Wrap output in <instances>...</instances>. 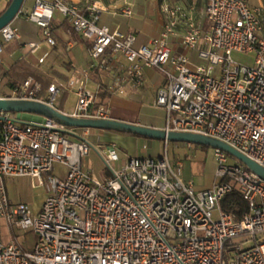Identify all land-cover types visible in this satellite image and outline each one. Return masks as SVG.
<instances>
[{
	"label": "built area",
	"instance_id": "1",
	"mask_svg": "<svg viewBox=\"0 0 264 264\" xmlns=\"http://www.w3.org/2000/svg\"><path fill=\"white\" fill-rule=\"evenodd\" d=\"M159 9L162 29L144 45L135 35L100 23V0H87L84 7L33 0L17 17L39 28L40 41L22 47L30 55L44 45L54 48L53 22L59 15L88 43L89 63L65 84L51 83L44 90L28 77L4 94L2 72L8 63L2 44L19 39L10 23L0 30V99L37 100L56 108L66 93L75 98L70 116L110 119L109 107L98 104V89L89 87L90 78L96 68L112 74L121 58L124 77L115 78L108 90L123 95L128 85L142 86L144 68L163 70L167 83L156 90L153 105L166 112V130L217 139L264 168V10L247 0H204L209 26L203 31L190 10L169 0ZM119 13L133 14L130 7ZM173 37L203 64L173 54ZM234 52L253 55L252 63L236 62ZM89 130L78 134L52 119L26 121L0 113V179L27 177L31 188L45 187L47 194L33 212L26 203L11 204L0 184V221L11 237L5 244L0 235V264H264L263 179L218 149H212L217 182L202 191L181 179V162H170L166 154L129 157L116 169L117 149L93 148ZM91 150L110 171L103 180L83 168ZM56 165L66 172L54 174ZM233 191L247 204L240 219L220 209ZM14 228L35 234L32 249L15 243Z\"/></svg>",
	"mask_w": 264,
	"mask_h": 264
},
{
	"label": "crops",
	"instance_id": "2",
	"mask_svg": "<svg viewBox=\"0 0 264 264\" xmlns=\"http://www.w3.org/2000/svg\"><path fill=\"white\" fill-rule=\"evenodd\" d=\"M11 1L12 0H0V15L7 9ZM63 1L75 3L80 7H84L87 2V0ZM100 2L103 7V11L100 14V23L112 29L117 28L121 32L135 35L138 44L150 45L151 41L157 37L164 24V19L159 9L163 0H100ZM247 2L249 3V0H247ZM169 3L173 6L178 5L186 10H190L200 29L203 31L208 30L209 25L204 13V0H202L201 3L199 2V4L191 2L190 0H169ZM249 5L264 10V0H259V5L257 6L250 3ZM31 7L32 3L27 5L25 0L21 9L23 11H28ZM124 7L131 8L133 12L131 17H124L119 13L120 9ZM11 23L17 28L19 39L13 42L10 47H6L4 46L5 44H2L5 55L7 56L6 62L8 63V69L2 72L3 85L1 91L4 94L9 93L12 88L20 85L23 80L28 77L39 81L42 85L43 81H47L48 85L51 83L65 84L73 73L87 67L89 63L87 54L88 43L82 39L79 34L75 33L61 16L56 15L55 21L53 22V34L56 38V46L49 49L44 45L35 55H30L22 46L29 42L40 41L39 28L35 24L26 21L22 16L16 17ZM182 33L183 28L181 26L178 28V35ZM170 45L173 54L187 56L192 62H196V52L188 51L181 46L178 42V37L171 38ZM77 48H79L80 58L76 56ZM46 52L49 53L48 57L42 63H39L38 59ZM60 60L62 64H59ZM63 63H65V66H63ZM113 65L115 66L110 75L100 68L94 69L91 74L89 87L93 90L98 89L99 91L101 89L105 91V87L109 88L115 78H123L125 74L124 60L118 58ZM164 69L165 71H169V66H166ZM166 83L167 78L163 70L144 68L142 86L133 88L128 85L127 92L123 95L118 94V92L112 93L108 90L110 94L103 99V102L109 107L111 115L113 111L120 113V116H113L117 118V120L163 129L165 128V124L158 125L142 121L140 119V112L143 105L146 103L150 104L153 108L155 107L153 102L156 90L166 85ZM69 96L70 94L66 93L59 96L60 103L59 105L57 102L55 103L56 109L63 113L70 114L73 109L66 110ZM72 105L74 106V104ZM156 108L157 107L154 109ZM125 116H131L132 118H125ZM17 117L27 121L38 119V117L34 115H18ZM87 141L92 147L94 146L93 148L95 149L97 147L94 142L99 144L103 150L107 146H114L116 149H119L124 156L138 158L160 157L162 156V151L169 146V143L164 141L95 129H91ZM184 146L185 145L181 143L173 144V147ZM106 170V177L103 179L110 175V171L108 169ZM208 171L211 175V182L206 186H200L196 191L209 189L217 182V179L214 177L215 162L211 164ZM7 183L16 184V186L18 184L19 189L14 192L15 197H13L12 191L9 192L8 186L6 185ZM0 184L4 185L8 200L11 204L26 203L31 207L33 212L39 211L47 195L45 192L34 200L27 197V184H29L30 189H33L27 177L3 178L0 179ZM20 196H23V201L20 200ZM8 239V241L11 240L10 236Z\"/></svg>",
	"mask_w": 264,
	"mask_h": 264
},
{
	"label": "rangeland",
	"instance_id": "3",
	"mask_svg": "<svg viewBox=\"0 0 264 264\" xmlns=\"http://www.w3.org/2000/svg\"><path fill=\"white\" fill-rule=\"evenodd\" d=\"M191 2H195L199 4L202 0H190ZM33 1L26 0V4L30 5ZM249 3L252 5H259V0H249ZM200 8V7H199ZM17 24V23H16ZM13 42H16V40L12 41L11 43L5 44L4 46L10 47ZM77 58H80L81 55L79 53V48H77ZM232 58L240 63V64H251L253 60V55L250 54H241V53H232ZM196 64H203V62L199 61L195 57ZM59 64L61 63V60L59 61ZM63 66H65V63H63ZM75 101V98L70 95L68 97V102L66 104V110L73 109V105ZM57 104L59 105L60 99L57 98ZM155 108V107H154ZM150 106V104H144L141 112H140V119L144 122H149L152 124H166V112L161 108L154 109ZM120 113L114 112L111 116H120ZM18 116V115H16ZM125 118H132L131 116H125ZM27 121V120H26ZM91 132V130H89ZM89 136V134H88ZM87 136V137H88ZM96 145V149L98 151H102L103 148L94 142ZM94 147V146H93ZM120 155V161L116 162L114 164V168L118 169L120 165L123 164L124 161H126L129 157L126 155L124 156L122 152L117 149ZM167 155L169 158V161L172 163L181 162L182 168L179 169L180 177L184 182L193 181L194 189L197 190L200 186H206L211 182V175L208 171V168H210L211 164H214V158L212 156V148L207 149H201L199 147H195V145H191V147H187L186 145L184 147H173V143L170 142L169 146H167L163 151L161 155ZM228 159L230 162L237 163L236 159L233 157L228 156ZM200 165H199V164ZM83 168H86L89 170L93 177L97 180H103L104 177H106V167L100 158V156L96 153V151L91 150L89 155L86 156L82 161ZM66 172V169L63 166L56 165L54 168V174L61 176ZM109 172V171H108ZM7 182V181H6ZM8 186L9 192L12 191L13 197H15L14 192L19 189V186L17 184H6ZM27 190V197H29L31 200H34L41 195H43L46 192L45 187H37L35 189H30L29 184L26 186ZM20 200H24L23 196L19 197ZM0 235L3 243L7 244L10 243L8 241L10 233L6 226V224L3 221H0ZM14 241L17 245H19L24 250H30L33 248L35 242H36V236L31 231H22L19 229L14 228ZM11 238V237H10Z\"/></svg>",
	"mask_w": 264,
	"mask_h": 264
},
{
	"label": "water",
	"instance_id": "4",
	"mask_svg": "<svg viewBox=\"0 0 264 264\" xmlns=\"http://www.w3.org/2000/svg\"><path fill=\"white\" fill-rule=\"evenodd\" d=\"M25 0H12L7 9L0 15V30L10 24L19 14ZM0 113H14L16 115H34L48 118L69 129H92L114 131L142 138L158 141L190 144L195 146L218 149L235 158L248 170L264 180V168L237 152L227 144L200 134L176 132L117 119L76 118L47 105L41 101L28 99H0Z\"/></svg>",
	"mask_w": 264,
	"mask_h": 264
},
{
	"label": "trees",
	"instance_id": "5",
	"mask_svg": "<svg viewBox=\"0 0 264 264\" xmlns=\"http://www.w3.org/2000/svg\"><path fill=\"white\" fill-rule=\"evenodd\" d=\"M42 83H43V88L44 89L47 88L48 82L47 81H43ZM108 94H110V91H108V87H105V91L100 89L99 90L98 104L106 105V103L103 102V99H105V97H108L109 96ZM11 114L12 115H16L14 113H11ZM111 118L117 119V118H115L113 116H111ZM73 130L76 133L80 134L83 129H73ZM132 136H134V135H132ZM168 143H170V142H168ZM172 143L173 144H178V143H175V142H172ZM195 147H199L201 149H207V147H202V146H195ZM220 209L224 213L232 214L236 219H240L248 211L246 202L242 199V197L240 196V194L237 191L231 192L230 194L226 195L221 200Z\"/></svg>",
	"mask_w": 264,
	"mask_h": 264
}]
</instances>
